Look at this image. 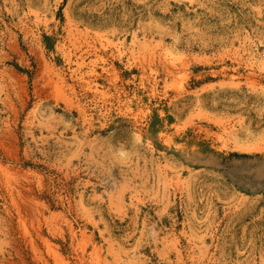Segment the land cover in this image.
I'll use <instances>...</instances> for the list:
<instances>
[{"label": "rangeland", "instance_id": "374dc122", "mask_svg": "<svg viewBox=\"0 0 264 264\" xmlns=\"http://www.w3.org/2000/svg\"><path fill=\"white\" fill-rule=\"evenodd\" d=\"M0 264H264V0H0Z\"/></svg>", "mask_w": 264, "mask_h": 264}]
</instances>
